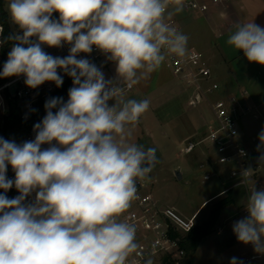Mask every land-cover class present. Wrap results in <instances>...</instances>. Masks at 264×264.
<instances>
[{"label":"clouds","instance_id":"9594fccd","mask_svg":"<svg viewBox=\"0 0 264 264\" xmlns=\"http://www.w3.org/2000/svg\"><path fill=\"white\" fill-rule=\"evenodd\" d=\"M184 7V0H8L22 35L7 38L18 43L0 77L23 75L33 89L46 81L60 87L62 69L74 86L66 103L46 101L34 140L17 144L0 137V189L15 186L20 193L11 199L0 194V264H128L138 248L136 227L120 217L138 199V180L149 179L158 157L156 148L128 142L127 126L139 122L150 102L125 99V93L158 70L166 54L186 55L188 36L167 22ZM233 29L226 43L264 65V28L252 21ZM63 43L72 45L63 58L41 47ZM93 46L115 62L119 85L77 58ZM258 138L259 150L264 129ZM259 159L264 162V154ZM8 165L14 180L6 177ZM34 191L35 201L25 204ZM246 210L233 232L264 254V189L251 190ZM230 264L242 262L233 257Z\"/></svg>","mask_w":264,"mask_h":264},{"label":"rangeland","instance_id":"374dc122","mask_svg":"<svg viewBox=\"0 0 264 264\" xmlns=\"http://www.w3.org/2000/svg\"><path fill=\"white\" fill-rule=\"evenodd\" d=\"M7 4L5 9L12 29L15 33L22 35L19 27L11 21ZM192 14L194 15L192 12L183 10L174 16L176 20L178 19L177 22L184 20L185 24H190L189 34L185 32L187 29L181 30L188 36L187 46H193L197 52L203 53L202 55L209 63L214 81L220 86L219 91L209 95L207 101L203 100L198 106L190 107L188 100L192 90L173 77L164 61L158 70L134 85L131 92L125 93V99L137 101L147 99L150 102L149 109L141 115L139 122L127 126L132 133L127 138L128 142L157 149L158 163L149 173V179L145 180L149 185L148 191L161 206H174L187 217H191L205 200L230 185L224 173L207 182L202 181L203 170L199 167L203 161L202 153L211 148L208 141L202 140L208 134L214 120L210 103L220 97L239 94L242 91L247 92V102L250 105L264 101V65L249 62L242 50H236L228 45L226 41L231 33L227 34L223 31L221 36L205 35V22L202 19L193 18ZM109 64L112 65L102 70L105 80H111L119 85L116 64L114 61ZM108 103L111 106L115 100H110ZM262 115H264V109H262ZM1 120L0 115V122ZM239 127V140L250 154L249 162L257 166L262 189H264V162L259 159L264 154V147L258 150V145L261 144L258 137L264 129V119L262 117L254 120L247 117L240 120ZM8 135L16 142L23 138V132L20 131H11ZM1 136L3 132L0 127ZM190 141L202 142L194 152L182 153L181 149ZM47 147L49 145H42V149ZM177 171L182 174V179L177 178ZM231 195L233 204L222 210L211 234L201 241L193 255L192 264H230L233 257H236L238 262L247 264L246 254L249 251V245L237 240L232 227L236 221L237 208L244 201L243 190L241 187L235 188ZM225 197L223 195L216 198L200 209L196 224L199 225L205 221L214 204ZM218 227L222 229L220 236L216 234ZM152 262L162 264L159 258L153 259Z\"/></svg>","mask_w":264,"mask_h":264},{"label":"built area","instance_id":"2783aa9c","mask_svg":"<svg viewBox=\"0 0 264 264\" xmlns=\"http://www.w3.org/2000/svg\"><path fill=\"white\" fill-rule=\"evenodd\" d=\"M226 0H184V11H189L197 15L207 16L212 8H217L224 4ZM172 5L169 6V10ZM60 15V14H59ZM59 15L57 20H59ZM178 30L179 24L173 15L167 21ZM85 31V30H84ZM36 41V38H30ZM38 42V41H36ZM71 44L63 43L61 47H50L42 44V49L53 57H66L70 54ZM27 47V45H25ZM78 59L85 58L102 69L111 60L101 50L93 46L91 53H79ZM8 59V55H7ZM167 68L171 71L173 77L181 81L188 89L192 90L188 105L190 107L198 106L203 100L207 101L209 95L219 91V84L214 81L212 71L208 61L202 53L197 51H187L184 57L174 54H166L164 60ZM57 72L63 78V84L57 87L54 82L46 81L38 88L33 89L25 84V77L13 76L8 81L0 84V115L3 124V118L7 115L9 101H16L19 108V117L23 122H29L34 115L33 109L47 100L53 98L54 94L60 90L67 82L73 78L57 69ZM133 89H127L126 92ZM247 92L242 91L239 94H230L218 98L210 103V108L214 117L213 125L208 130V134L202 141H208L211 148L203 152L204 163L200 166L203 170L202 181L207 182L219 174H226L227 182L230 184L221 195L232 192L233 189L241 187L244 194L243 204L238 207L236 221L247 217L246 210L248 198L251 190L255 187L262 189V182L259 178L257 166L249 162V152L239 140L240 127L239 122L244 118L259 120L263 117V105H250L247 102ZM69 95L65 98V102ZM58 109L54 108L55 113ZM46 115V109L40 111L37 116L38 123L42 122ZM34 126L23 133L22 144L35 139ZM193 143L190 141L181 149L184 154L192 153L202 142ZM215 171H211L212 169ZM8 179H15V172L11 170L7 176ZM149 185L145 180H138V199L132 202L131 207L120 217L136 227L137 250L128 258V264H144L148 258L151 260L159 258L161 263L182 264L186 259V251L182 247V237L188 234L196 224V218L199 212H195L191 217L183 216L175 207L161 206L148 191ZM19 191L13 186L7 191L9 199L19 196ZM36 198V192H32L26 197L24 203H33ZM222 234V229L218 227L216 233ZM249 245V251L246 254L247 264H264V254L254 251L253 246Z\"/></svg>","mask_w":264,"mask_h":264},{"label":"trees","instance_id":"16d2710c","mask_svg":"<svg viewBox=\"0 0 264 264\" xmlns=\"http://www.w3.org/2000/svg\"><path fill=\"white\" fill-rule=\"evenodd\" d=\"M7 2L8 0H0V27H3V33L0 34V40L4 41L2 44H0V72L3 71V65L7 61L9 50L18 43V41L7 39L9 36L15 33L12 29L9 15L5 9ZM58 15V12L52 13V19L57 20ZM12 77H0V84H3ZM73 86L74 84L72 81L67 82L54 94L53 98H63V101L65 102V98L68 96L69 90ZM44 106L45 103L38 105L31 120L29 122H23L19 117V108L17 102L9 101L7 115L3 118V124L1 126L3 132V136L1 137H3L5 140L15 141L10 139L8 133L11 131H20L23 133L28 131L31 127L38 123L37 116ZM11 167V165L7 166L6 177L8 176ZM0 194H5L7 196V192L5 193L3 189H0ZM225 196V198L214 204L205 221L199 225L195 224L193 229L182 237V247L186 251V259L182 264H192L191 259L193 255L197 251L201 241L211 234V231L218 221L222 210L233 204L234 200L231 192H228L225 194ZM163 263L165 264V261Z\"/></svg>","mask_w":264,"mask_h":264},{"label":"crops","instance_id":"0c3cea01","mask_svg":"<svg viewBox=\"0 0 264 264\" xmlns=\"http://www.w3.org/2000/svg\"><path fill=\"white\" fill-rule=\"evenodd\" d=\"M192 17L197 18V19H202L203 22H205L206 28H204L205 29L204 32H205V35L207 36H210V35L221 36L223 31L227 34L231 33V30H234L233 25L237 23L244 24V23H250L253 21L255 24L264 28V0H226V2H224V4H222L221 6L217 8H212L207 16H201V15L194 14ZM178 24L180 28L179 31H181L184 28V29H187L185 32L189 34V30L191 27L190 24H187V23L185 24L184 20H179ZM187 51H196V49L193 46H187ZM109 65H112V64H106L104 68L108 67ZM104 68L100 70L102 71ZM132 90L126 93H129ZM263 104H264V101L262 103L258 102L257 104H254V105H263ZM204 162L205 161L203 158V161L201 162L200 166ZM180 175L182 179V174ZM224 190L220 191L219 193L205 200L198 207L196 211L200 212V209L205 207L208 203H210L216 198L223 196L221 195V193ZM171 207H174V206H171Z\"/></svg>","mask_w":264,"mask_h":264},{"label":"water","instance_id":"95a60500","mask_svg":"<svg viewBox=\"0 0 264 264\" xmlns=\"http://www.w3.org/2000/svg\"><path fill=\"white\" fill-rule=\"evenodd\" d=\"M176 176H177L178 179H181V175H180L179 171L176 172Z\"/></svg>","mask_w":264,"mask_h":264},{"label":"bare ground","instance_id":"6f19581e","mask_svg":"<svg viewBox=\"0 0 264 264\" xmlns=\"http://www.w3.org/2000/svg\"><path fill=\"white\" fill-rule=\"evenodd\" d=\"M204 208V207H203ZM202 209V208H201ZM201 212V211H200Z\"/></svg>","mask_w":264,"mask_h":264}]
</instances>
